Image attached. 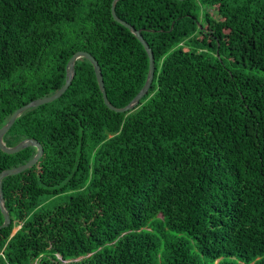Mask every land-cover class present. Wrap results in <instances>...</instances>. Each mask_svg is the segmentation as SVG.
I'll use <instances>...</instances> for the list:
<instances>
[{"label": "trees", "instance_id": "trees-1", "mask_svg": "<svg viewBox=\"0 0 264 264\" xmlns=\"http://www.w3.org/2000/svg\"><path fill=\"white\" fill-rule=\"evenodd\" d=\"M113 1L0 0V130L55 95L78 52L100 65L112 106L133 102L150 59L115 21ZM115 9L154 52L152 86L135 109L114 112L80 58L61 98L16 120L5 146L36 140L44 154L3 180L11 223L0 229V264H200L186 238L213 264H264V78L221 58L264 71V0ZM36 154L0 148V174ZM68 192L78 194L39 210Z\"/></svg>", "mask_w": 264, "mask_h": 264}, {"label": "water", "instance_id": "water-1", "mask_svg": "<svg viewBox=\"0 0 264 264\" xmlns=\"http://www.w3.org/2000/svg\"><path fill=\"white\" fill-rule=\"evenodd\" d=\"M119 0H114L113 4H112V15L115 19L116 22L122 24L123 26H125L126 28H128L136 37L137 39L141 42V44L143 45V47L145 48L149 59H150V69H149V76H148V80L146 85L144 86V88L141 90V92L137 95V97L133 100L132 103H130V105H128L125 108L122 109H117L114 106H112L109 103L108 97H107V93H106V88H105V83H104V78H103V74H102V70L100 68V65L98 64V62L96 61V59L90 55L89 53L86 52H78L76 53L72 59L69 61L68 63V68H67V82L66 84L53 96L48 97V98H44V99H39V100H35L30 102L29 104L21 107L20 109H18L14 115L12 116V118L10 119V121L8 122V124L6 126H4L1 130H0V148L7 154H16L26 148L29 147H36L37 148V154L36 156L29 161L28 163H26L25 165H22L18 168L15 169H11V170H7L4 171L0 174V208L1 211L4 215L5 218V222L3 224L1 228L3 227H8L11 223V219L10 216L4 206V197H3V180L6 177L9 176H15L18 175L28 169H30L31 167H33L39 160L40 158L43 156L44 154V148L43 146L36 140H26L22 143H20L19 145H17L16 147L13 148H9L6 147L4 142H3V138L4 136L7 134V132L12 128V126L14 125V123L16 122V120L27 110L32 109V108H36L45 104H49L51 102H54L56 100H58L59 98H61L64 93L68 90V88L71 86L72 81L75 77V63L78 59L80 58H86L88 59L94 66L95 69V74L97 77V81L99 83V87L100 90L103 94V98H104V102L106 104V106L117 113H126L129 111H132L133 109H135L140 101L143 99V97L149 92L153 80H154V76H155V71H156V67H155V56H154V52L153 50L150 48L149 44L146 42V40L144 39V37L142 36L141 31L136 30V28H134L132 25L122 21L116 14V3ZM178 1H186V0H178Z\"/></svg>", "mask_w": 264, "mask_h": 264}, {"label": "rangeland", "instance_id": "rangeland-1", "mask_svg": "<svg viewBox=\"0 0 264 264\" xmlns=\"http://www.w3.org/2000/svg\"><path fill=\"white\" fill-rule=\"evenodd\" d=\"M204 10H209V22L211 25H215L217 23L216 21V15H215V12H214V8L213 7H206ZM222 58V61L226 64V66L228 68H230L231 70H241L242 72H244L245 74H248V75H255V76H259L261 78H264V71H260V70H254V69H250V68H243V67H238V66H234L232 63H233V60L232 59H229L226 55L222 54L221 56ZM78 192H68L66 194H63V195H60L58 197H55V198H51V199H43V203L42 205L40 206L39 210L40 209H52L58 205H61L65 202H67L71 197H75L77 196ZM181 237V236H180ZM191 249H192V252L195 256H197V258L199 259L200 261V264H213L211 260H207L205 258H203L201 256V254L199 253V251L197 250L196 246H195V243L193 240H191L190 238H186Z\"/></svg>", "mask_w": 264, "mask_h": 264}]
</instances>
